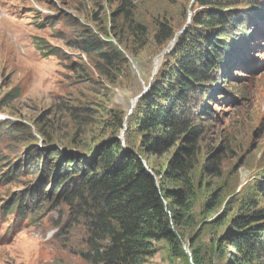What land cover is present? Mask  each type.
<instances>
[{"label":"trees","instance_id":"trees-1","mask_svg":"<svg viewBox=\"0 0 264 264\" xmlns=\"http://www.w3.org/2000/svg\"><path fill=\"white\" fill-rule=\"evenodd\" d=\"M89 1L86 22L64 14L73 34L71 39L64 32L65 47L89 63L74 64L79 80H91L83 76L90 65L116 85L130 74V59L146 48L165 52L163 60L137 99L135 114L124 123L122 113H112L101 125L105 138L88 151L53 148L52 124L45 118L46 131L35 127V134L25 123H0V137L8 134L22 145L16 161L3 174L0 170V182L40 174L36 191L43 179L52 182L48 195L31 203L32 192L24 191L6 212L24 218L26 198L34 211L53 196L71 215L65 231L70 238L63 242H73L68 251L85 264H146L159 242L182 264H203L202 252L216 264H264V171L250 185L230 191L225 163L240 147L231 137L213 138L230 95L239 99L245 92L232 84L235 78L242 81L236 74L255 52L253 24L264 21L262 0H193L189 9L190 0H116L104 17L103 3L111 6L115 0ZM179 15L184 23L177 28ZM45 54L65 56L59 47ZM13 92L18 98L17 89ZM83 105L62 110L79 131ZM123 128L124 147L118 136ZM36 135L43 140L41 148ZM201 197L204 219L197 222ZM192 230L194 237L185 238ZM205 231L208 246L194 248L192 242Z\"/></svg>","mask_w":264,"mask_h":264},{"label":"rangeland","instance_id":"rangeland-1","mask_svg":"<svg viewBox=\"0 0 264 264\" xmlns=\"http://www.w3.org/2000/svg\"><path fill=\"white\" fill-rule=\"evenodd\" d=\"M192 2L190 0L188 9ZM116 6V0L111 2V6L103 3L101 17ZM89 8V0H0V116L6 118L4 123L18 121L28 124L34 134L35 127L46 131L42 127L44 118L51 121V145L55 149L74 150V147H79V152L90 150L105 138L101 125L109 121L112 113H122L124 123H127L135 114L137 98L142 96L157 73L165 53H156L154 48L144 49L139 56L130 59V74L123 75L113 86L99 77L90 65L83 76L91 80H79L72 69L74 64L87 66L89 63L84 55L65 47L67 41L62 40L64 32L71 39L73 34L68 33L72 28L68 27L64 14L86 22ZM54 9L65 12L51 15ZM183 23L179 15L177 28ZM255 26L254 23L253 30L258 38L254 43L256 46L253 44L251 47L255 52L249 63L244 65V70L236 74L242 81L235 78L232 84L233 88L242 86L245 92L239 99L230 95L222 109L223 122L213 136L231 137L240 147L236 154L228 156L225 163L226 184L232 192L250 185L264 171V21L259 20L258 31ZM54 47L63 51L65 56L62 60L45 54ZM15 89L18 91L16 99L13 98ZM82 103L78 120L82 119L83 125L79 131L69 119V114L62 110ZM55 112L59 115L56 116ZM258 130H261L259 134ZM120 131L119 137L124 128ZM108 134L107 131L106 136ZM21 153L22 145L18 144V138L8 134L0 137L1 174ZM19 170L23 172L22 167ZM40 177V174L32 177L22 174L11 182H0V264H85L79 256L68 251L73 242H63L70 238L65 231L70 227L71 216L63 203L56 202L49 195L46 204L41 202L45 206L40 210L28 208L36 198L49 194L52 184L49 178L43 179V188L36 191ZM24 191L32 192L31 203L29 197L25 199L29 204L26 216L20 218L14 211L5 216L4 209L14 205L13 198L24 197ZM203 198L195 207L197 222L204 219L201 216ZM193 234L192 230L185 238ZM207 238L208 232L205 231L195 243L192 242L193 247L206 248ZM153 249L154 255L146 264H182L170 257L166 243H154ZM200 260L203 264H216L209 252H202Z\"/></svg>","mask_w":264,"mask_h":264},{"label":"water","instance_id":"water-1","mask_svg":"<svg viewBox=\"0 0 264 264\" xmlns=\"http://www.w3.org/2000/svg\"><path fill=\"white\" fill-rule=\"evenodd\" d=\"M142 95H143V94H142ZM140 96H141V95H140ZM138 98H139V97H138ZM138 98H137V99H138ZM123 133H124V132H123ZM123 133H122V134H123Z\"/></svg>","mask_w":264,"mask_h":264}]
</instances>
